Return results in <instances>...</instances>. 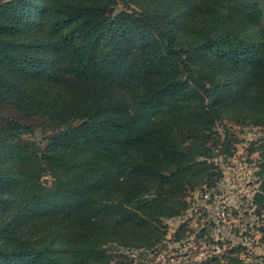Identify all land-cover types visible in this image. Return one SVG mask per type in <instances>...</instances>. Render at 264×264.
<instances>
[{"label":"trees","instance_id":"1","mask_svg":"<svg viewBox=\"0 0 264 264\" xmlns=\"http://www.w3.org/2000/svg\"><path fill=\"white\" fill-rule=\"evenodd\" d=\"M0 108V264H132L219 182L218 123L264 128V0L0 4Z\"/></svg>","mask_w":264,"mask_h":264},{"label":"rangeland","instance_id":"2","mask_svg":"<svg viewBox=\"0 0 264 264\" xmlns=\"http://www.w3.org/2000/svg\"><path fill=\"white\" fill-rule=\"evenodd\" d=\"M7 115L8 111L0 108L1 123ZM225 127L231 132L232 145L227 154L216 151L214 162L221 172L217 185L189 191L185 197L186 211L179 217L164 220L167 234L154 250H118L132 264H193L201 261L199 256L203 260L218 257L227 264L225 255L240 247L243 248L240 257L247 262L264 261V208L254 203L261 186L259 146L264 139V128L225 121L217 125L222 136ZM41 128L39 125L35 134L26 138L42 142L45 136ZM208 192L212 200L205 203L203 193ZM222 211L232 215L226 222L220 218Z\"/></svg>","mask_w":264,"mask_h":264},{"label":"built area","instance_id":"3","mask_svg":"<svg viewBox=\"0 0 264 264\" xmlns=\"http://www.w3.org/2000/svg\"><path fill=\"white\" fill-rule=\"evenodd\" d=\"M203 200L205 203H208V201L212 200L211 194L208 193H203ZM232 217L231 213L229 211H222L220 218H224V222H226L227 220H229ZM203 256H199L198 260H203Z\"/></svg>","mask_w":264,"mask_h":264},{"label":"water","instance_id":"4","mask_svg":"<svg viewBox=\"0 0 264 264\" xmlns=\"http://www.w3.org/2000/svg\"><path fill=\"white\" fill-rule=\"evenodd\" d=\"M11 0H0V4H3V3H6V2H9Z\"/></svg>","mask_w":264,"mask_h":264}]
</instances>
